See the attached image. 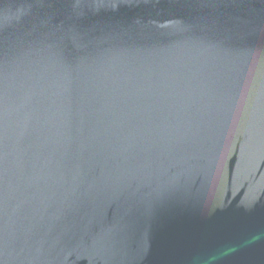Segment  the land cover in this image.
Masks as SVG:
<instances>
[{
  "label": "water",
  "instance_id": "95a60500",
  "mask_svg": "<svg viewBox=\"0 0 264 264\" xmlns=\"http://www.w3.org/2000/svg\"><path fill=\"white\" fill-rule=\"evenodd\" d=\"M0 264H264V0H0Z\"/></svg>",
  "mask_w": 264,
  "mask_h": 264
}]
</instances>
